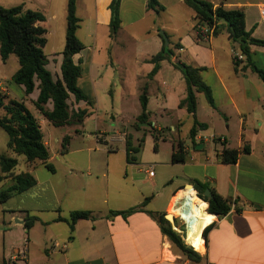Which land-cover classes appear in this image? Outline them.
<instances>
[{
    "label": "crops",
    "instance_id": "obj_1",
    "mask_svg": "<svg viewBox=\"0 0 264 264\" xmlns=\"http://www.w3.org/2000/svg\"><path fill=\"white\" fill-rule=\"evenodd\" d=\"M157 1L162 8L155 11L148 8L149 0H121L120 28L112 36L113 0H76L80 19L77 37L84 46L74 56L81 67L77 85L92 107L73 97L71 107L87 109L91 116L95 111L101 112L114 121L128 119L129 127L123 126L111 135L100 131L81 134L80 146L82 125L62 127L73 133H57L42 115L43 120L37 118L50 153L48 163L52 165L55 159L58 163L56 168L52 165L53 175H47L38 171L39 165L45 167L42 162H27L29 169L23 173L33 175L35 186L0 201V264H264V83L248 68L245 57L237 64L234 62L232 51L241 49L222 24L216 34L199 39L195 12L185 0ZM202 1L211 3L214 9L242 11L245 30L264 41L260 20L264 0ZM0 6H23L45 15L46 21L40 25L48 31L44 50L50 47L51 56L46 55L47 68L60 78L68 0H0ZM164 47L173 56L161 61L152 75L155 64L151 60ZM251 53L253 63L264 69V46H251ZM175 60L204 69L202 80L212 91L215 108L202 93H197L195 117L180 108L187 96V86ZM18 70L19 66L9 76L11 83ZM18 88L24 94L19 101L29 109L28 104L33 105L38 90L27 97L24 89ZM144 91L152 128L161 133L160 140L171 144L169 159L174 167L169 171L173 175H160L158 180L155 164L153 177L138 175L145 165L129 164L126 170H131L130 175H116L113 170L123 160L128 164L127 135L132 134L136 144L141 138L139 131L148 127L135 129ZM12 94L11 84L0 88L4 103L15 99ZM195 120L204 128L198 129L192 143L189 135ZM147 133L151 134L149 129L144 134ZM67 137L69 142L64 150ZM219 138L224 143H219ZM178 141L184 144L183 163L172 161ZM54 145L55 149L61 148L64 162L53 150ZM245 145L251 152L240 154L236 164L222 162L225 147L240 150ZM155 151L159 153L158 143ZM71 153L80 160L69 159ZM82 154L84 157L80 158ZM64 164L80 169L85 164V168L97 172L56 175L57 168ZM18 174L16 171L15 175ZM193 181L208 184L217 194L234 202L228 215H215L199 263L191 262L176 250L158 223L159 216L167 212L168 219L174 220L175 215L170 217L174 198L185 186L193 189ZM12 183V179L5 180L0 190ZM144 203L142 210L127 217L110 215L111 211H126ZM75 211L91 212L94 218L77 221L72 230L64 220ZM31 218L36 220L27 229L26 222ZM57 242L62 249L50 253Z\"/></svg>",
    "mask_w": 264,
    "mask_h": 264
},
{
    "label": "trees",
    "instance_id": "obj_2",
    "mask_svg": "<svg viewBox=\"0 0 264 264\" xmlns=\"http://www.w3.org/2000/svg\"><path fill=\"white\" fill-rule=\"evenodd\" d=\"M186 3L194 10L196 18L197 38L203 39L198 29L199 25L207 27L215 26L214 34L219 31V25L222 24L231 40L238 43L242 53L244 54L248 68L258 74L264 83V69L258 68L252 61L251 46H264V41L255 39L250 32L245 30V16L240 10H228L223 7L214 9L211 3L202 0H185ZM121 0H113L110 9L112 12L111 35L115 36L120 28L119 8ZM148 8L157 11L162 7L157 0H149ZM67 30L66 44L62 52L61 77L54 78L52 72L48 70L49 59L44 52L47 44V29L40 24L46 21L43 13L38 11L26 10L23 6L13 8H4L0 6V56L3 62H6L10 56H15L19 62V70L12 78V82L24 89L25 95L29 97L36 90L39 94L33 105L36 110L47 120L52 126L62 128L70 125H83L86 118L90 115L87 109L74 110L71 107V98L76 102L87 101L82 91L78 88V79L81 76V67L79 63H75L74 56L79 54L84 46L77 37V30L80 26V19L76 12V0H68L67 6ZM173 56L171 50L167 47L155 57L152 62L155 68L152 75L159 69V63ZM184 75L187 96L180 103V108L195 117L197 111V93H202L208 104L215 108V102L211 89L203 82V68L194 67L186 64L175 65ZM88 102V106L92 107V103ZM142 112L137 118L135 129H143L141 126L147 125L146 130L152 135L155 142L162 138L161 133L152 128L147 113L148 97L144 91L140 97ZM50 107V108H49ZM5 111L4 116L0 117V127L7 133L9 137L8 149L18 156L25 157L28 163L36 161L42 162L45 167L55 172L54 167L48 163L50 153L44 143V136L38 119L31 114L26 104L22 101L11 100L4 103V98L0 96V109ZM204 128V125L194 121L193 128L190 131V140L195 143L198 129ZM145 136L141 137L136 144L132 142L131 135L126 137L127 163L135 164L136 155L140 153L145 144ZM69 142V137L65 139L64 150ZM251 152L249 146L245 145L242 149L224 148L221 154V160L224 164H236L240 154H248ZM173 163H183L185 161L184 144L178 141L174 145L172 154ZM18 165L16 159L0 156V184L5 180L12 179L13 183L7 188L0 190V201L4 202L16 194L27 191L36 184V180L30 173H20L12 175ZM194 189L198 193V197L208 203V212L223 218L231 211L234 202L225 199L208 184L199 181H193ZM211 190L214 198L207 199L204 196L206 190ZM145 203L139 207H134L126 211H111V216L122 215L127 217L139 210H142ZM239 210V209H237ZM94 218L91 212L75 211L72 212L70 218L65 222L70 225L73 230L77 221ZM35 218L28 219L26 228L30 229ZM158 223L163 235L167 236L171 244L183 256L194 263H199L203 257L200 253L188 246L184 238L173 230L172 225L166 220L165 216H159ZM212 225L207 227L203 236L206 239Z\"/></svg>",
    "mask_w": 264,
    "mask_h": 264
},
{
    "label": "rangeland",
    "instance_id": "obj_3",
    "mask_svg": "<svg viewBox=\"0 0 264 264\" xmlns=\"http://www.w3.org/2000/svg\"><path fill=\"white\" fill-rule=\"evenodd\" d=\"M65 42H66V37H65ZM44 52L47 56H49V57L51 56L50 47L46 48L44 50ZM18 66H19L18 59L15 56L12 58L11 61L6 62V63H4L0 57V82L2 83L3 87L9 86V84H11V90L13 92L12 98H15L14 100H17V101L21 100L20 98H23L24 94H22V92L19 90L18 85L11 83L8 79H9V76L18 69ZM53 74H54V78L56 79L55 73H53ZM5 103H8V101H6ZM28 105L30 107L29 110H30L31 114L34 115L36 118L39 117L40 120H43V118L36 111L34 106L31 103H29ZM4 112L5 111H3V109H0V117H2L4 115L3 114ZM128 122H129L128 119L114 121L110 117L105 116V114H103L101 112L97 113L95 111V113H93L92 116L91 115L88 116L85 123L79 127V129H80V146L82 143V135L81 134L93 135L96 131H100V132H107L108 134L111 135V134H114L116 131L120 130L123 126L129 127V125L127 124ZM50 127H54V126H50ZM43 128H44V131H46V127L44 126ZM52 129L54 131H56L57 133H64V134H68L70 131H71V133L74 132L73 130H70L68 127H66V128H56L55 127ZM145 131H147V130H140L139 131L140 132L139 137H142L144 135ZM165 134L167 135L168 132H166ZM130 135L132 137V142H133V135L132 134H130ZM8 141H9V137H8L7 133L0 127V156L18 159L19 164H18L17 168H15V170L13 171L12 175H15L16 171H17V173L18 172L19 173L27 172L30 164L27 163V161L25 160V157L17 156L15 154H13L11 151H9L8 146H7ZM157 143H158V148H159L158 154L155 151V142H154L151 134L147 133L146 137H145V144H144L143 148L141 149L140 153L136 155L135 164H137L138 166H143V165L146 166V165L155 164L156 165L155 174L157 175V180H158L160 175H173V173L170 172L169 170H171L174 166L171 164V161L169 159V154L171 151L170 142L169 141L164 142V141L160 140ZM76 146H78V144H76ZM55 148H57V147L54 145L53 150H55L59 153V158L61 161H63V159H62L63 155L61 154V152H62L61 148L60 147L58 149H55ZM64 156H67V155L65 154ZM68 157L71 160H73V159L80 160L79 156L76 154L71 153ZM81 157H84V155L83 154L80 155V158ZM57 163H58V160L55 159L52 162V165L56 168ZM80 163H82V161ZM129 166L130 165L126 164L125 160H123V162L121 163V166L119 165V166H117V169H113L114 173L116 175H126V173L128 175H130L131 170H129L128 172L126 170L127 167H129ZM81 168H83V169H80V167H70L69 165L64 164L63 166H61V168H59V169L57 168L58 174H56V175H75V174H80V172H82L84 174H86V173L95 174L97 172L95 169L85 168V164H82ZM38 171H39V173L41 172L43 174L45 173L47 175H53L43 165L38 166ZM138 175H145V174L140 173ZM170 180H173V179H170ZM163 202L164 201H162L160 203L165 205L166 202H164V203ZM177 206H179V204L175 205V207H177ZM167 213H166L165 217H167ZM177 224H179V223L177 221H175V217H174V221L172 223V228L175 231H176L175 228H177V229L179 228ZM184 227L185 226H183V228ZM183 228H180V229L183 230ZM200 255H201V253H200Z\"/></svg>",
    "mask_w": 264,
    "mask_h": 264
},
{
    "label": "bare ground",
    "instance_id": "obj_4",
    "mask_svg": "<svg viewBox=\"0 0 264 264\" xmlns=\"http://www.w3.org/2000/svg\"><path fill=\"white\" fill-rule=\"evenodd\" d=\"M181 198H184L182 208L175 210L173 206L170 217L182 215L188 226L185 242L193 250L202 254L206 249L203 232L213 223L215 215L208 212L207 202L197 197L194 189L187 187L186 189L179 190L174 198L173 205Z\"/></svg>",
    "mask_w": 264,
    "mask_h": 264
},
{
    "label": "built area",
    "instance_id": "obj_5",
    "mask_svg": "<svg viewBox=\"0 0 264 264\" xmlns=\"http://www.w3.org/2000/svg\"><path fill=\"white\" fill-rule=\"evenodd\" d=\"M260 20H261V24H262V26H263V28H264V7H262L261 10H260ZM198 29L200 30V32H201L202 34H205V37H204V38H208V37H210V36L214 33L215 26H212V27L209 28V27H207L206 25H199V26H198ZM232 55H233L234 62H235L236 64L244 60V54L242 53V51L233 50V51H232ZM2 86H3V85H2V83L0 82V88H2ZM218 141H219V143H221V144L224 143V140L221 139V138H219ZM154 169H155V165H146V166H143V167L140 168V173H144V174H145L146 176H148V177H153V176H154ZM187 187H188V186H185V187L181 188L180 190H182V189H186ZM194 190H195V189H194ZM195 191H196V190H195ZM196 196L198 197V193H197V191H196ZM183 203H184V198L179 199V200L175 203V205L179 204V206L175 207V205H174L175 210H178V209L182 208ZM175 221H177V222L179 223V224H177L179 228H178V229L175 228L176 231H177V232H178V233L184 238V240H185V238H186V236H187V230H188V226H187V223H186L185 219H183L182 215H180V216H178V217L175 216ZM173 226H174V225H173ZM183 226H185V227L183 228ZM174 227H175V226H174ZM180 228H183V230L180 229ZM60 249H62L61 244L57 242V243H54L53 247H51V248L49 249V252H50V253L58 252V251H60Z\"/></svg>",
    "mask_w": 264,
    "mask_h": 264
},
{
    "label": "water",
    "instance_id": "obj_6",
    "mask_svg": "<svg viewBox=\"0 0 264 264\" xmlns=\"http://www.w3.org/2000/svg\"><path fill=\"white\" fill-rule=\"evenodd\" d=\"M161 35H163V37L166 39V36H165L163 33H161ZM166 44H167V40H166ZM174 63H175L176 65H179V64H180L178 60H175ZM190 186L193 187L192 185H190ZM193 189H194V187H193ZM204 196H205L207 199H209V200H212V199L214 198L212 191L209 190V189L206 190V191L204 192ZM166 218H167V217H166ZM167 220L170 221L171 223H173V221H174V220H169L168 218H167ZM204 239H205V238H204ZM205 243H206V239H205Z\"/></svg>",
    "mask_w": 264,
    "mask_h": 264
}]
</instances>
